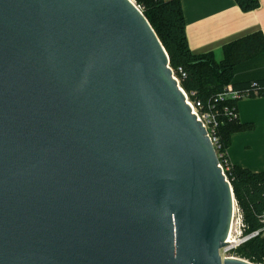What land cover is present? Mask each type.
I'll return each mask as SVG.
<instances>
[{
	"label": "water",
	"instance_id": "water-1",
	"mask_svg": "<svg viewBox=\"0 0 264 264\" xmlns=\"http://www.w3.org/2000/svg\"><path fill=\"white\" fill-rule=\"evenodd\" d=\"M173 73L134 0H0V264H255Z\"/></svg>",
	"mask_w": 264,
	"mask_h": 264
},
{
	"label": "trees",
	"instance_id": "trees-1",
	"mask_svg": "<svg viewBox=\"0 0 264 264\" xmlns=\"http://www.w3.org/2000/svg\"><path fill=\"white\" fill-rule=\"evenodd\" d=\"M142 9L165 47L170 66L179 79L189 100H201L205 109L210 100L231 89L249 91V97L264 95V35L253 32L223 46V58L217 60L212 52L196 54L190 50L181 0H134ZM243 11L259 6L258 0H235ZM182 68L185 76L178 71ZM225 98L214 103L218 111V136L221 161L228 160L225 170L236 203L242 215L243 235L258 231L232 251L237 257L255 264H264V170L253 171L231 164L227 155L232 135L246 131L251 124L238 119V101ZM226 108L233 109L236 117H229Z\"/></svg>",
	"mask_w": 264,
	"mask_h": 264
},
{
	"label": "crops",
	"instance_id": "crops-1",
	"mask_svg": "<svg viewBox=\"0 0 264 264\" xmlns=\"http://www.w3.org/2000/svg\"><path fill=\"white\" fill-rule=\"evenodd\" d=\"M258 8L243 11L235 0H181L190 50L212 52L223 58V46L253 32L264 35V0ZM238 119L251 124L232 135L227 155L231 164L253 171L264 170V95L238 101Z\"/></svg>",
	"mask_w": 264,
	"mask_h": 264
},
{
	"label": "built area",
	"instance_id": "built-area-1",
	"mask_svg": "<svg viewBox=\"0 0 264 264\" xmlns=\"http://www.w3.org/2000/svg\"><path fill=\"white\" fill-rule=\"evenodd\" d=\"M138 8L141 9V7L139 5H138ZM178 71L181 73L182 76H185V73H184L182 68H179ZM173 74L179 83L178 77L175 75V73H173ZM249 94L250 93L248 90L235 91V90L229 89V90L219 94L214 99L210 100L209 104L207 105V109H205V105L201 100L191 101V100H189L188 95L186 94V98L188 100V103L190 104V106L192 107V109L194 110L196 115L198 116L199 121L202 122L203 126L207 130L209 139L212 142V144L214 145L215 150L217 152V155L219 158V166L222 168V171L225 174L226 178H227V175H226L225 170L228 169V167H227L228 160H226V159H224V161L220 160V157H222V155L219 154V150L221 149V144L219 141V136H218V131H217L218 125H219V121H218L219 113L217 110L214 109V103L218 102V101H222L225 98H229V97L233 98V99L246 98V97L250 96ZM225 113L231 118H234L237 116V114L234 112L233 109L226 108ZM233 218H234L235 222L233 225H231L230 232H229V235H228L227 240H226V242H229V243L226 244V246L221 249L223 251V253H220L222 259L224 257H229L227 255L228 253H232V251L234 249L239 247L241 244H243L245 241H247L251 237L258 234V231H255V232H252L250 234L243 235V233H242V228H243L242 215H241L240 209L237 206V203H235V206H234ZM231 235H232V237H230ZM229 237L231 238L230 240H229Z\"/></svg>",
	"mask_w": 264,
	"mask_h": 264
},
{
	"label": "rangeland",
	"instance_id": "rangeland-1",
	"mask_svg": "<svg viewBox=\"0 0 264 264\" xmlns=\"http://www.w3.org/2000/svg\"><path fill=\"white\" fill-rule=\"evenodd\" d=\"M234 222H235V220H234ZM220 253H223V251H222V250H220ZM227 255H228V256L237 257L236 255H234V254H232V253H228Z\"/></svg>",
	"mask_w": 264,
	"mask_h": 264
},
{
	"label": "bare ground",
	"instance_id": "bare-ground-1",
	"mask_svg": "<svg viewBox=\"0 0 264 264\" xmlns=\"http://www.w3.org/2000/svg\"><path fill=\"white\" fill-rule=\"evenodd\" d=\"M233 224H234V218L232 219V222H231V225H233ZM230 237H232V235ZM230 237H229V240L231 239Z\"/></svg>",
	"mask_w": 264,
	"mask_h": 264
}]
</instances>
